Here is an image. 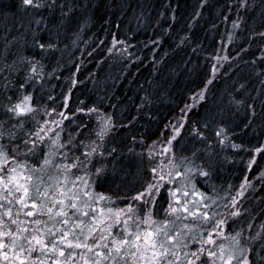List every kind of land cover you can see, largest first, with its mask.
<instances>
[{"label":"snow or ice","instance_id":"6c2138e0","mask_svg":"<svg viewBox=\"0 0 264 264\" xmlns=\"http://www.w3.org/2000/svg\"><path fill=\"white\" fill-rule=\"evenodd\" d=\"M206 4L202 0L200 8ZM15 6L31 18L21 19L20 36L6 41L4 49L6 70L16 72L22 64L27 75L15 99L6 95L0 107L5 117L0 120V264H264V222L258 228L252 222L247 227L243 224L249 215L243 200L253 187L248 178L230 198L208 195L197 186V177L207 180L212 174L209 131L220 145L241 148L232 143L223 112L219 122L188 124L189 113L205 100L207 86L216 79L221 61L229 57L212 58L215 63L204 88L179 110L176 122L166 126L171 129L163 142L167 146L157 148L154 143L146 153L135 154L139 165L131 160L124 164L116 148L107 153L104 149L105 139L116 127L110 117L102 118L93 130L95 139H78L75 130H66L64 122L69 116L64 111L35 104L32 92L25 91L29 85L35 91V84L43 79L40 57L56 47L41 34L53 30L59 34L75 8L60 0H18ZM233 6L237 20L232 21L229 43L245 23L241 11L259 6V29H264V0L259 5L256 0H234ZM57 7L61 11L58 22L35 18L34 13ZM259 29L254 26L252 32L264 40V30ZM13 44L33 48L36 54L21 52L8 63ZM259 60L257 95L250 97L251 102L244 99L245 85L240 84V95L229 101L237 110L244 108L248 124L257 117L264 120V55ZM3 79L8 81L7 76ZM0 87L7 91L8 83ZM186 125L190 135L206 147L178 157L173 141ZM250 151L249 169L256 156L264 153V144ZM145 160L148 163L143 167ZM259 179L264 181V171ZM101 186L105 190L97 191ZM218 199L227 202L221 204Z\"/></svg>","mask_w":264,"mask_h":264},{"label":"trees","instance_id":"16d2710c","mask_svg":"<svg viewBox=\"0 0 264 264\" xmlns=\"http://www.w3.org/2000/svg\"><path fill=\"white\" fill-rule=\"evenodd\" d=\"M60 2L74 7L75 11L59 34L55 30L41 34L42 39H51L56 47L40 57L43 79L35 84V91L31 85L25 91L40 100L38 105L64 111L72 121L71 126L65 125V128L68 132L75 130L78 139H95L93 130L102 118L110 117L116 127L105 139L104 149L107 153L116 148L124 164L131 160L139 165L135 154L146 153L154 143L157 148L167 146L163 142L171 135V129L166 126L175 123L179 110L191 102L189 98L194 93L204 88L215 63L212 58L229 57L228 61H221L216 79L207 86L205 100L189 113L188 124L219 122L223 112L231 141L241 148L235 150L220 145L209 131L212 174L207 180L197 177V186L208 195L230 198L247 177L253 187L246 191L243 200L249 209L243 224L247 227L252 222L254 228H258L264 222V181L259 179L264 171V153L256 156V163L250 169L248 161L253 155L250 149L264 144V120L257 117L248 124L244 108L237 110L229 101L233 95H240L237 91L240 84L245 85L243 98L249 102L261 87L256 71L261 69L259 57L264 55V40L252 32L254 26L259 29L260 7L240 12L245 23L240 30H235L229 43L227 38L234 32L232 21L237 20L234 0H207L204 8H200L202 0ZM256 3L259 5L260 0ZM7 4L13 5L11 9L2 7ZM15 4L13 0H0V85L8 83L7 91L0 87V107L6 103V95L15 97L19 83L27 75L22 64L17 65L16 72L1 71L7 67L6 41L20 36L7 29L11 19H17L20 24L21 19L31 18L23 16ZM197 12L200 13L198 18ZM34 15L36 19L43 17L52 23L61 19L58 7ZM4 27L5 32L1 31ZM7 33L10 36H6ZM21 52L30 56L36 54L33 48L22 49L19 44H13L7 53V62L11 63ZM49 96L54 99L49 100ZM89 109L96 111L89 112ZM173 146L178 157L206 147L190 135L188 125L177 141H173ZM147 163L145 160L143 167ZM135 172L133 167V175ZM98 188L105 190L103 186ZM218 202L227 201L218 199Z\"/></svg>","mask_w":264,"mask_h":264},{"label":"rangeland","instance_id":"374dc122","mask_svg":"<svg viewBox=\"0 0 264 264\" xmlns=\"http://www.w3.org/2000/svg\"><path fill=\"white\" fill-rule=\"evenodd\" d=\"M23 16H25L24 13H23ZM0 18H2V17H0ZM11 22H12L11 25L9 27H7V29L10 30V31H15L14 32V35L16 33L17 34H20V32L22 31V29L20 28L19 21L17 19H14L13 18V19H11ZM1 31L5 32L6 31V27H4L3 29H1ZM6 36H10V33H7ZM16 45H18V44H16ZM6 69H7V67H3L1 71H5ZM12 95H14V94H12ZM13 98L15 99V97H13ZM39 102H40V100L34 97V103L35 104H38ZM0 105H1V99H0ZM0 116H1L0 117L1 120L5 118L3 112L0 113ZM71 123H72V121L67 120V121L64 122V125H66L68 127V126H71ZM98 191H102V190L100 188H98ZM118 203H121V202L118 201ZM121 206H123L122 203H121Z\"/></svg>","mask_w":264,"mask_h":264}]
</instances>
